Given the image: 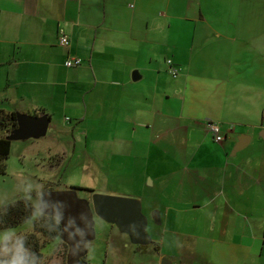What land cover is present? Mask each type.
<instances>
[{
    "label": "crops",
    "instance_id": "crops-1",
    "mask_svg": "<svg viewBox=\"0 0 264 264\" xmlns=\"http://www.w3.org/2000/svg\"><path fill=\"white\" fill-rule=\"evenodd\" d=\"M0 97L120 142L172 264H264V0H0Z\"/></svg>",
    "mask_w": 264,
    "mask_h": 264
},
{
    "label": "rangeland",
    "instance_id": "rangeland-1",
    "mask_svg": "<svg viewBox=\"0 0 264 264\" xmlns=\"http://www.w3.org/2000/svg\"><path fill=\"white\" fill-rule=\"evenodd\" d=\"M4 104L0 97V108ZM68 126L69 122L62 125ZM62 127L56 132L51 124L46 135L37 138H15L13 134L10 135L12 147L6 160V173L0 174V208L21 196H28L41 209L40 196L50 187L53 190H67L72 187L93 190L77 189L78 197L85 201H90L95 193L115 197H131L127 196L128 193L137 194L123 179L127 165L123 164L124 158L119 153L122 151L120 142H117L114 151L109 150L110 145L105 142L103 153L95 157L89 147L85 148V138L81 135L82 142H78L77 152L74 153V138ZM5 134L6 131L0 129V137ZM58 153H66L61 155L64 159ZM139 203L149 241H137L129 229L93 211L94 235L88 243L86 253L89 264H162L163 258H168L154 244L157 239L162 238L163 230L154 220L153 212L146 208L145 202ZM32 232L31 223L2 229L0 244L8 241L1 245L2 248L7 246L10 251H22V247L13 243V240ZM39 236L44 244L41 264H67L68 244L63 239L50 241Z\"/></svg>",
    "mask_w": 264,
    "mask_h": 264
},
{
    "label": "water",
    "instance_id": "water-1",
    "mask_svg": "<svg viewBox=\"0 0 264 264\" xmlns=\"http://www.w3.org/2000/svg\"><path fill=\"white\" fill-rule=\"evenodd\" d=\"M137 78L135 72L134 79ZM18 123V129L13 133L15 138H37L46 135L50 118L48 115L19 114ZM40 205L43 213L60 216L61 236L69 246L67 264H87L81 261V257L86 255L88 243L94 235L93 211L129 229L137 241H149L144 230L140 203L135 198L95 193L90 201H85L78 197L76 188H70L46 191L40 198ZM162 264L172 262L165 257Z\"/></svg>",
    "mask_w": 264,
    "mask_h": 264
},
{
    "label": "trees",
    "instance_id": "trees-1",
    "mask_svg": "<svg viewBox=\"0 0 264 264\" xmlns=\"http://www.w3.org/2000/svg\"><path fill=\"white\" fill-rule=\"evenodd\" d=\"M44 115V112L40 113ZM18 112L12 111L7 112L0 109V129L6 131V134L0 137V174L6 173V160L9 158L12 140L10 139V135L13 134L19 127L18 123ZM76 189L93 191L88 188H79L72 187ZM49 190H53V188H47ZM46 191H44L45 193ZM43 193V194H44ZM42 194V195H43ZM41 198V196H40ZM37 213L35 217L33 214ZM39 213H43L35 203L28 196H21L13 202L7 203L2 208H0V230L7 228H15L19 226H23L27 223H31L33 226V232L29 235L14 239L13 243H17L19 247L22 244V251H9L7 255H4L0 252V259H6L8 256L12 254V252L16 253H27L34 254V257L31 259V264H41L43 258V246L41 243L40 236L46 240L56 241L57 239H62V224L61 221L59 225L56 224L55 216L43 213V215H39ZM8 243V241H3L1 245ZM155 244V243H154ZM157 247V245L155 244ZM81 261L88 263L86 259V255L81 257Z\"/></svg>",
    "mask_w": 264,
    "mask_h": 264
},
{
    "label": "built area",
    "instance_id": "built-area-1",
    "mask_svg": "<svg viewBox=\"0 0 264 264\" xmlns=\"http://www.w3.org/2000/svg\"><path fill=\"white\" fill-rule=\"evenodd\" d=\"M59 41L60 44L63 46H69L70 44V38L69 36L64 32V30L60 31L59 34ZM83 60L80 57H69L65 65L67 67H75V66H80L82 65ZM170 65V72L173 76H176L178 74V69L176 66L173 65L172 61H168ZM208 130L213 134L215 141L217 142H222L225 139V134L222 131L221 124L217 121H207L206 122Z\"/></svg>",
    "mask_w": 264,
    "mask_h": 264
},
{
    "label": "clouds",
    "instance_id": "clouds-1",
    "mask_svg": "<svg viewBox=\"0 0 264 264\" xmlns=\"http://www.w3.org/2000/svg\"><path fill=\"white\" fill-rule=\"evenodd\" d=\"M37 213L33 214V217H35ZM39 215H43V213H39ZM56 224L59 225L60 223V216L56 215L55 217ZM22 247V244L20 245ZM10 249L5 246L3 248H0V252H3L5 255L9 253ZM34 257V254H27L25 253H16L12 252L10 256L6 259H0V264H31V259Z\"/></svg>",
    "mask_w": 264,
    "mask_h": 264
}]
</instances>
